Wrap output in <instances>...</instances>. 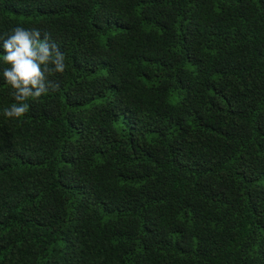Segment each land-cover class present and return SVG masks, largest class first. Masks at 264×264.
Returning <instances> with one entry per match:
<instances>
[{"label": "trees", "instance_id": "obj_1", "mask_svg": "<svg viewBox=\"0 0 264 264\" xmlns=\"http://www.w3.org/2000/svg\"><path fill=\"white\" fill-rule=\"evenodd\" d=\"M17 25L66 67L9 118L0 49V264H264V0H0Z\"/></svg>", "mask_w": 264, "mask_h": 264}, {"label": "clouds", "instance_id": "obj_2", "mask_svg": "<svg viewBox=\"0 0 264 264\" xmlns=\"http://www.w3.org/2000/svg\"><path fill=\"white\" fill-rule=\"evenodd\" d=\"M3 62L9 67L3 70V79L12 89V96L18 102L3 110L6 117L19 119L29 108V98L39 99L50 82L48 74L65 71V56L48 37L41 38L36 28L17 25L6 36H0ZM51 65V67H50ZM58 87V85H51Z\"/></svg>", "mask_w": 264, "mask_h": 264}]
</instances>
